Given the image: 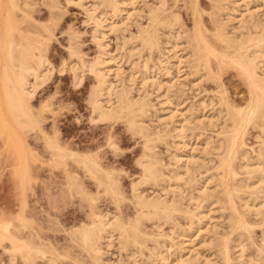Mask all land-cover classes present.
Wrapping results in <instances>:
<instances>
[{"label": "rangeland", "instance_id": "obj_1", "mask_svg": "<svg viewBox=\"0 0 264 264\" xmlns=\"http://www.w3.org/2000/svg\"><path fill=\"white\" fill-rule=\"evenodd\" d=\"M32 1L35 2L33 6L34 10H32L33 17L38 18V22H42L52 28L51 35L40 31L48 38V48L45 54L48 63L52 64V71L50 77H48L49 79L47 78V81L40 87L38 86L39 88L37 87L33 96L28 100V105L37 122V126L34 127L28 123L17 122V119L7 116L0 109V228L5 227L7 233H16L33 244L35 243L34 245L45 250L46 256L25 258L19 255L13 264H94L93 256L83 248L84 246L81 245V242H77L79 241L77 238V241L72 240L70 231L83 224L90 225L91 221L95 220L94 215L108 214L110 217L116 215L123 222H127L137 213V207L132 198L131 185L135 181H138L140 177L141 169L136 161L141 154L143 140L138 134H133L128 130L127 124L123 119L96 121L95 123L90 121L92 111L91 105L88 103V94L95 80L93 75L85 69L84 65L97 57V55L100 57L99 65L103 62V65H100L101 67L99 66L98 68L112 82V84L110 83L112 88L120 89L123 85L132 87V91L130 89L131 92H129L132 97L148 101L149 111H146L147 114L142 116V121L147 126L149 125L153 130H161L159 132L169 130L168 132L174 134L172 127L178 125L179 122H183L185 126L183 127L186 129L183 131V141H179L177 137L173 139L170 136V138L169 135L165 139V135V142L161 140L162 143H160L158 141L155 144L157 148L154 146L155 150H157L156 153L158 152L157 156H160L161 160L163 159V164L169 162L166 168L163 167L165 169L162 168L164 177H168L167 179L170 180H168L169 186H166L168 185L166 184V180H160V182H164L166 189L160 188L158 184L156 186L151 183H143L139 187V190L148 196H154L155 192H159L158 194H161L160 196L165 197L167 200L174 198L181 202L183 201L182 203L179 202L184 208L189 209L188 214L191 215L188 216L186 213L180 212L181 214L174 215V222H165L162 219L158 220V230L155 228L154 223L152 226L151 221L145 220V223L143 222V229L150 233L152 231L156 243L155 239L154 241L153 239H146L147 242L144 241L146 243L141 249L130 246L128 250L129 252L132 251L131 253L134 255L128 256V259L125 255L126 252L120 249L121 244L117 239L116 233L113 234V232L110 236L111 238L102 237L100 247L103 262L118 264V262L124 261V264H130L131 259L134 257L137 261L136 264H146L147 262L152 264L153 260L156 261L154 262L155 264H179L176 261L179 257L178 255H180L181 258L179 257L178 260L186 258L188 259L187 261L190 260L189 264H223L216 242L219 239H233L235 237L236 239L234 238L229 243V251L227 250L229 260L226 264H262V258H260L259 253L264 255L262 251L264 249V244L262 245L264 243V188H262L264 180L260 182L261 184H259L255 176L245 180L244 168L242 170L239 169L242 168L244 161H248L249 159L251 162L248 161V166L254 165L255 167L257 165L254 159L258 156L257 149L264 138V118L261 119L260 125L259 121L255 123L256 125H247L241 153H238L235 160V163L242 165L237 170L236 168L238 167L234 164L237 174H235L231 184L237 185L242 183L243 185L248 181L247 183L250 185V188L247 185V188L244 186V189L242 186L243 192L239 189L241 192H238L241 195L238 193V199H243L241 202L237 197L234 198L238 211L243 212L245 209L247 210V213L246 211L244 212L246 221L248 222V231L247 234H243L239 238L236 237V232L231 230V211L226 208L224 203L221 204L225 201L226 196H224L225 192L219 180L222 173L219 166H217V154L219 150L215 151V148H212V146H216L217 140H220L219 138L222 137V134L228 129L226 127L229 125L227 122L225 124L226 113L219 104V97L223 95L222 97L226 98L229 102L237 105L239 108H243L250 99V94H248L246 81L236 68L227 65L226 67L223 66L222 69L220 68V70L218 69L219 71L216 70L215 74H212L201 67L194 66V55H192V50L189 49L190 41L187 36L193 30V11L195 6H197L196 9L198 14H200L202 24L208 32L213 31V19L219 16L220 21L226 24V33L228 32L227 34L229 35L240 37L241 34L247 33L249 27H252L249 20L251 16H253L254 22L256 19H262L264 15V0H242L243 2L241 0L237 2L236 0L238 4L234 3V0H231L233 3L221 0L224 5L221 6L225 9L222 8V12L220 11L218 16L215 13V0H195V2L194 0H166V3L163 5L165 9L163 8L164 11L160 12L161 16L169 17V15L176 14L177 18L180 19H178L180 23L174 24L172 29H169L171 27L166 25H162L163 28L159 25L160 27L157 30L159 47L157 46L150 51L143 49L140 42L136 41L135 36L138 35L140 29L148 28L147 25L150 22L148 14L152 7L158 5L157 0H132V3H129V0H116L119 10H114L115 13L106 9L107 14H105V11H103L104 14H100L102 10H99V8L94 13L95 8H93L92 12L95 14L94 16L97 15L96 17H99V15H102L99 20H106L105 23L104 21L102 22V26L100 24L98 25L99 28L97 27L100 33L97 31L98 34L96 35L99 37H96L100 39V41L98 39L101 43L100 48L91 39L94 24L88 19L87 14H85L86 12L82 9L83 5H86L90 7L88 8L91 11V4L96 0H80L83 3L82 7L76 3L78 0H56L58 8L52 11L41 0ZM119 3L122 4L120 5ZM232 8L238 10V12H234ZM240 11L244 12V16H242L243 14ZM232 15L235 20L232 19ZM228 16L231 17L229 18ZM96 19L98 20V18ZM111 21L115 22L114 24L116 25H114L115 27L113 26V29L108 28L109 26L106 27L112 23ZM241 22L244 23L242 24ZM178 24L180 25L178 26ZM71 34L76 35L75 44L79 48L81 60L84 59V61L82 60L84 63L83 67L81 61L73 56L74 54L72 56L69 55L68 46L71 42ZM99 34H102V36ZM128 51L129 53L130 51L133 53L127 59L129 53L127 54L126 52ZM263 51L264 49L262 53ZM158 60L164 61L159 62ZM133 61L135 66L131 64ZM144 61L147 62L145 64L147 67H145L146 71L143 65H141ZM75 63L77 65L80 63V67L84 70L81 71L83 73L81 74L82 79L81 81L79 80L78 85H74L73 75L70 70V67ZM159 63L160 65H157ZM59 68L62 69V72L58 71ZM111 68L112 70H110ZM143 70L144 72H142ZM256 70L261 73L260 68H256ZM167 71L169 74L166 75ZM135 73L137 74L134 75ZM131 74L134 75L129 79L134 80L132 82L128 80ZM141 76L147 80L141 79ZM154 79L159 80H156L158 81L156 82ZM141 81L142 83L139 84ZM157 85H161L160 88ZM165 94L168 99L164 97ZM166 101L169 103L168 105ZM166 127L167 129H165ZM45 132L48 136L56 137L62 143L61 145L67 147L69 150L81 152L80 154L84 152H87L85 154L92 153L91 156L93 155V159L99 161L102 169L107 171L112 178L117 179L122 198L119 200L104 193L102 188L98 187V184L88 175L86 170L71 158H64L63 160L53 159L50 150L45 145L43 137V133ZM170 142H175L178 145H173ZM184 142H186L187 147ZM173 147H177V150L180 152ZM169 150L171 152L177 151L176 157L178 155L180 159L184 158L179 161L171 159L168 157V155L171 156L172 154ZM166 151L169 153L167 154ZM240 156L241 158L244 156L245 160H241ZM179 157L177 158L179 159ZM190 157L191 159L193 157V161ZM186 159H190L189 163L192 162L191 164L187 162L190 174L186 170H183L184 168L182 167ZM173 162L175 165L172 164ZM172 166L175 167V170L177 169L175 172L179 174V178L173 182L172 173L174 171L172 172V170H174V167L172 168ZM99 175L102 176V173L100 172ZM70 176H75L83 188H70ZM195 181L196 183H194ZM171 185L172 187L175 185L174 188L176 187L175 191L172 189L173 192L170 188H168L170 190L167 189ZM252 185L255 187H252ZM257 185L261 187L258 188ZM205 186L207 190H204L205 192L203 191L204 193L202 194V188L205 189ZM195 188L198 191L201 190L200 193ZM164 189L168 192H163ZM246 189L247 191L249 189V191L245 192ZM190 194L195 199H192L193 197L191 198L192 200L188 199ZM196 195L199 197L197 198ZM187 200H190V202ZM245 200L248 202H245ZM244 202L246 203L245 207L249 206L248 209L243 207ZM255 207L258 214L252 212L256 210ZM197 228L201 230L200 233ZM197 232L199 233L198 235ZM181 234L189 237L191 235L192 238L196 234V239H200L196 240L194 237L193 243L189 244L190 246L186 242L181 245L184 240L189 241L188 239H184L185 237L183 238ZM178 235H180L179 238L182 237V241L178 238ZM208 238L213 241L210 242ZM238 238L241 240V243H237ZM203 240L205 244L207 240L210 243L204 245ZM199 242H201L200 246H198ZM192 245L198 247L197 252L196 247L193 249ZM241 246L243 249H241ZM8 247L7 241L0 240V264H11L9 253L6 251ZM151 248H154V250H151ZM258 249H262L261 252ZM158 253H161L163 257ZM157 254L159 257H157ZM241 254L243 255L241 256ZM160 257L164 258L165 261L163 262ZM158 260L161 261L159 262ZM184 261L183 264L185 263Z\"/></svg>", "mask_w": 264, "mask_h": 264}, {"label": "bare ground", "instance_id": "obj_2", "mask_svg": "<svg viewBox=\"0 0 264 264\" xmlns=\"http://www.w3.org/2000/svg\"><path fill=\"white\" fill-rule=\"evenodd\" d=\"M41 1L44 4H46L51 11L53 9L58 8V3L56 0H41ZM69 1H71V0H69ZM81 1H83V0H81ZM81 1L78 0L76 3L82 7L83 3ZM126 1H128V0H126ZM126 1H125V3H127ZM157 1H158L157 2L158 5L154 6L152 8L150 7L151 8L150 13L148 12L149 13L148 19L150 21L149 25H147L148 28L140 29L138 35L135 36L136 41L138 40L140 42L141 46H143V49H147L148 51L155 49V47L158 46L157 41L159 38L157 35L158 34L157 30L160 26L166 25V26L171 27L169 29H172L174 24L177 25V23H180L179 22L180 19L177 18L178 16L176 14L169 15V17H162L160 12L164 11L163 5L166 3V0H157ZM215 1H216V12L215 13L218 16V13H220V11L222 12V8H224L222 6H224V5L221 2V0H219V2H218V0H215ZM227 1L230 2L231 0H226L225 2H227ZM128 2L132 3V0H129ZM194 2H195V0H194ZM194 2H193V4L196 5V3H194ZM231 2L233 3V1H231ZM235 2H236V0H234V3ZM237 2H239V1L237 0ZM34 4H35V2L32 0H0V109H2L3 113H6L7 116H9V117L11 116V117H14L15 119H17V122L28 123V124H31L35 127V126H37V122L33 116V113L30 109V106L28 105L29 104L28 100H29V98H31L33 96V93L36 91L37 87L38 86L40 87L45 81H47V78L50 77V74L52 71V64L50 65V63H48V60H47V57L45 54V51L48 48L47 47L48 46V40H47L48 38H46L44 33H42V32H46L49 35H51L52 34V32H51L52 28L46 26L42 22H38V20H37L38 18L36 19L33 17L32 10H34L33 9ZM117 4L118 3L116 0H96L91 4V7H92L91 11L89 9L90 8L89 6L83 5V7H82V9H84V11L86 12L85 14H87L88 19L94 24V29L91 32L92 33L91 39L97 43L99 48L101 47L100 46L101 43L99 42L100 39L97 38L99 36H97L96 34H98L97 31L100 33V31L98 30V28H99L98 25L101 24V26H102V22L104 20L103 21H102V19L99 20V18H101L100 16H102V15H99V17H96L97 15L94 16L95 15L94 13H96L97 8H99V10H102V12L98 11V12H100V14H104L103 11H105L106 9L107 10L109 9L108 11L111 10L113 12H114V10L117 11V10H119L117 8V7H119V6H117ZM245 5H246V2H245ZM220 6H221V8H220ZM196 7L197 6L194 7V11H193V15H194L193 30H192L191 34H189V36H187V37H189L188 40L190 41V44H189L190 48L189 49L192 50L191 51V52H193L192 55H194V61H193V62H195L194 66H196L198 68L201 67V68L207 70V72L212 73V74H215L216 70L219 71L220 68L222 69L223 66H225V67L227 65L232 66V67L236 68V70L242 75L243 79L246 81L247 89L249 91L248 94H250L249 95L250 99L248 98L249 100L243 108H241V107L239 108V107H237V105L229 102L226 98L222 97L223 95H221L219 97V101H220L219 104L222 106V108L225 110V113H226L225 124L229 123V125H228V127H226L228 129L224 132V134H222V137L220 136L221 137V138H219L220 140L216 139L218 141V143L216 142L217 143L216 146H212V148H215V151H218V150H219V152L221 151L220 153L218 152V154H217L218 155L217 156L218 157V165L216 164L217 166H219L220 170L222 171V173L220 175L221 178L219 179L221 184L220 183L219 184L223 186V189H224L223 191L226 194V195L224 194V196H226L225 201L222 202L224 200V198H223V200L221 201L222 202L221 204L224 203L226 208L231 211V219H232V222L230 221L231 222L230 226L232 228L231 230L236 232V234H235L236 237H239L243 234H247V231H248V227H247L248 222L246 221L245 212H244V211H246V213H247V210L245 209L243 212L238 211L236 208V205H235L234 198L237 197V199H238V197H239L238 193L241 192L240 190H242L241 187L243 186V189H244V186H246L245 188H247V185H249V183H247L248 181H246L245 184H243V185H242V183H239L237 185H235V184L232 185L231 181L235 177V174H237V170L239 169V167H241V165H242L240 163H235L236 162L235 160L238 156V153L242 149L241 146L244 143L243 137H244V133H245L247 125L251 126L258 121H259V125H260L261 119L264 118V71H263L264 69L262 70V68L264 67V61H263L264 51L262 53V50L264 49V29H263L264 15H263L261 20L256 19V21L254 22L253 21L254 18L252 19L253 16H251L252 15L251 14L252 12H251L250 13L251 17L249 18L251 23L249 21H248V23H250V25L252 27H249L246 34H241L240 37L239 36L237 37L235 35L227 34L228 32L226 33V29H225L226 24L223 21L222 22L220 21L219 16L213 19V23H214V27L212 29L213 31L208 32V30L202 24V21L200 19V14H198ZM93 8H95L94 11L92 10ZM121 9H120V11H121ZM232 10L234 12H236V11L238 12V10H236L234 8H232ZM246 10H248V9H246ZM243 11L242 12L240 11L243 14L242 16H244V12H245V11L244 12ZM105 14H107L106 11H105ZM228 17L230 18L231 16H228ZM96 18H98V20ZM259 18H261V17H259ZM232 19H234L233 15H232ZM100 21H101V23H100ZM105 21H104V23H105ZM111 22L112 23L107 25L106 27L109 26L108 28L113 29L115 22L114 23H113V21H111ZM120 22H121V20H120ZM241 23L243 24L244 22H241ZM179 25L180 24H178V26ZM119 26H120V24H119ZM162 28H163V26H162ZM254 28L258 29V30H255ZM40 31H42V32H40ZM99 35L102 36V34H99ZM75 37H76V35H74V34H71V36H70L71 42L68 46L69 55L72 56V54H74L73 56L77 57L78 60L81 61V65L83 67L84 59H82L83 61L81 60L82 57H81V55H79V52H80L79 48L75 44ZM172 38H173V36H172ZM98 39H99V41H98ZM174 45H176V44H174ZM174 45H173V47H174ZM174 49H175V47H174ZM148 51H146V52H148ZM126 53L128 54L129 51ZM131 53H133V52L130 51V53L127 56V59H128V57L131 56L130 55ZM99 58L100 57H98V55H97V57H95L93 60L89 61L87 64L84 65L86 67L85 69L88 70V72L93 75L94 80H95L93 85L91 86L90 92L88 94L89 95L88 103H89V105H91V111H92L91 116H90V121L95 123L96 121L100 122V121H106V120L108 121V120H115V119H123L125 121V123L127 124L128 130L130 132H132L133 134H138L143 140L142 151H141V154L136 161L137 165L141 169L140 177H139L138 181H135V183H132V185H131L132 198L134 200V204L137 207L136 215L132 219H130L129 221L123 222L122 219H120V217L118 218L116 215L115 216L112 215L113 217H110V216H108V214H102V215H96V216L93 214L95 220L94 221L92 220L93 222L91 221L90 225L89 224L88 225L83 224L82 226H79L78 228L72 229L70 231V235H71L72 240L73 239L76 240V238H77L79 241H77V240L76 241L79 243L81 242L82 243L81 245L84 246L83 248H85L93 256L92 258L94 260V264H107V263H104L102 258H101V254H102L101 251L102 250L100 247L101 246L100 240H102V237L103 238L104 237L105 238H111L110 237L111 234L113 232H114L113 234L116 233V236H118L117 239L119 240V242L121 244L120 249H123L126 252L125 255L128 259L129 257L134 255L133 253H131L132 251L129 252V250H128L130 246L131 247L132 246L138 247L141 249V247L147 242L146 239H148V240L153 239V241L155 239L152 231H151V233H152L151 234L149 231H148L149 232L148 233L145 229H143L144 228L143 222L145 220L151 221L152 226L154 223V225L156 226L155 228L157 229V226H159L158 220L162 219L165 222H168V221L172 222L174 215L176 216L180 212H182L184 214L186 213L188 216H191V215L188 214L189 209L184 208L182 206L181 203L183 201L181 202L180 200H178V199L176 200L174 198L172 200H169V199L167 200L165 197H161L160 196L161 194L160 195L158 194L159 192H155L156 194L154 196H148L139 190V187L143 183H147V184L151 183L152 185L158 184L160 186V188H165L164 182L162 183V181L160 182V180H163V181L166 180V184H168L166 186H169V182H168L169 179H167L168 177H164V173H162L163 172L162 168L163 167L166 168L169 162L166 164H163V162H162L163 159L161 160V158H159L160 156H157L158 152L156 153L157 150H155V147H156L155 144H156V142L158 143V141H160V143H162L161 140L163 142H165L164 141L165 135H166L165 139H167L168 138L167 135H169V137L171 136L173 139L177 137L179 139V141L180 140L183 141V139H184L183 138V134H184L183 131L186 130V129H184L185 126L183 125V122H179L178 125H174L172 127V131L174 132V134H171V132H168L169 130L168 131L164 130V132H159L161 130H159V131H157V129L153 130L152 128H150L149 125H148L149 126L148 127L147 124H145L142 121V119H143L142 116L147 114L146 111H149L148 110V108H149L148 101L141 99V98L132 97L130 95L131 93H129L132 91V89H131L132 87L130 88V87H126L123 85L120 89L112 88V85H111L112 82H110V80L107 79V76L106 75L104 76L105 73L102 72L100 68H98L100 65H103V62H101L102 64L99 65V62H100ZM158 61L161 62L162 60H158ZM144 62L141 65H143V67L146 71L147 67L145 64H147L148 60H147V62H145V63ZM131 64L134 65V61ZM81 65H80V63H79V65H77L75 63L70 67V70H71L72 75H73L74 85H78V82H80L82 79L81 74H83V73L81 71L83 69H82V67H80ZM157 65H160V63ZM172 66H174V65H172ZM261 66H263V67H261ZM61 68L58 69L59 72L60 71L62 72L63 68L62 69ZM160 68H161V66H160ZM256 68H258V69L260 68L261 73L257 72ZM118 69L120 70V68H118ZM110 70H112V68ZM150 70H151V68H150ZM142 72H144V70ZM142 72H140V73H142ZM136 74L137 73H135L134 75H136ZM143 74H145V73H143ZM143 74H142V76H143ZM165 74L166 75L169 74L168 71ZM132 75L133 74H131V76L128 77V80L130 79V77H132ZM142 76L140 78L145 80L146 78L145 77L142 78ZM133 79H134V77H133ZM144 80H143V82H145ZM156 80H159V79H156ZM129 81L132 82L134 80H129ZM150 82H152V81H150ZM156 82H158V81H156ZM141 83H142V81L139 84H141ZM157 86H159V85H157ZM160 86L158 88H160ZM130 89H131V91H130ZM164 97L167 98L166 94L164 95ZM166 104L168 105L169 103L166 101ZM2 110H1V112H2ZM174 110H172V111H174ZM3 117H4V115H3ZM165 129H167V127ZM43 137L45 139V145L47 146V149L50 150V153H51V156L53 159L63 160L64 158H67V159L71 158L72 160H74V162L81 165L86 170L88 175L98 184L99 188L100 187L102 188V191H104V193H106L107 195H111L112 197H115L119 200L122 198V196H121L122 193L120 192L119 183H118V181H116L117 179L115 180L114 178H112V176H110V174L107 171L102 169V167L99 164V161H96L95 159H93V157H92L93 155L91 156L92 153L91 154H85L87 152H84L83 154H80L81 152L78 153V152H74L72 150H69L67 147L61 145L62 143L56 137L51 136V135L48 136L46 134V132L43 133ZM184 137H185V135H184ZM170 143L173 145H178L175 142H173V143L170 142ZM184 144L186 146V142H184ZM214 145H215V143H214ZM173 148H176V150H177V147H173ZM176 152L172 151L171 152L172 154L170 153L171 156L168 155V157H170L171 159L173 158V160H175V161L176 160L177 161L182 160V158H184V157H182L180 159V157L177 155V157H179V159H178L176 157ZM178 152H180V151H178ZM168 153L169 152H167V154ZM257 153H258V156L256 157L257 159L256 158L254 159V160H256V164H257V165H255V167H254V165L248 166V161L250 159L248 161H246L244 159L245 155L243 156V158H241V156H240L241 160L244 159L245 161L243 163L242 168H240L239 170H242L244 168L243 171H244L245 177L244 176L243 177L245 178V180L251 179L255 176V178L258 180L259 184H261L260 182H263V180H264V138L261 140L260 146L257 149ZM159 154H160V152H159ZM186 158H189V157H186ZM190 159H191V157H190ZM190 159H186V162L182 166L184 168L183 170H186V172L188 174H190V172H188L189 166H187V164L189 163L188 161ZM191 160L193 161V157ZM194 161H195V159H194ZM174 162L172 164H174ZM249 162H251V161H249ZM191 163H189V164H191ZM234 164H236V166L238 167V168H236L237 170L235 169ZM238 164H240V165H238ZM249 165H251V164H249ZM169 167H170V165H169ZM173 167L174 166H172V168ZM165 168H163V169H165ZM196 168H197V166H196ZM176 170L174 167V170H172V172L174 171L172 173L173 176L169 173L173 177L172 182L179 178V176H178L179 174H177V172H175ZM100 172L102 173V176H100L101 174L99 175ZM181 175L183 176V174H181ZM181 175H180V177H181ZM69 179L71 180L69 182L70 188L74 189V187H79L81 189L82 185L77 180V178L75 176H70ZM170 179H172V178H170ZM159 182L161 185L159 184ZM258 182H256V183L258 184ZM194 183H196V181ZM163 185H164V187H163ZM196 185H198V184H196ZM174 186L175 185H173V187H172V185H171L170 187H167V189L170 188L171 190L172 189L174 190V189H176V187L174 188ZM191 186H189V187H191ZM255 186H256V184H255ZM255 186L252 185V187H255ZM257 186H258V188L261 187V186L259 187V185H257ZM197 187H199V186H197ZM252 187H251V189H252ZM248 188H250V185L248 186ZM258 188H256V189H258ZM262 188H264V186ZM165 189L163 192L166 193L167 190L165 191ZM170 189H168V190H170ZM202 189L203 190L202 191L200 190V191L203 194L205 192L204 190H207L206 186H205V189L204 188H202ZM162 190H161V192H162ZM173 190H172V192H173ZM196 190L198 191V189H196ZM200 191H198V193H200ZM248 191H249V189H248ZM248 191L246 189L245 192H248ZM179 192H180V190H179ZM242 192H243V190H242ZM245 194L247 195V193H245ZM199 196H200V194H199ZM199 196H197V198ZM192 197L193 196L190 194L188 199H190V200L195 199L194 197L193 198ZM204 197H205V195H204ZM202 198H203V195H202ZM190 200H187V201L190 202ZM242 200L243 199H241L239 201L241 202ZM246 201L247 200H245V202ZM253 201H254V199H253ZM245 202H244V206L242 205L243 207H245V204H246ZM248 207H245V208L248 209ZM250 209H251V207H250ZM255 209H254L255 211H252V212H256L257 208L255 207ZM258 211H260V210H258ZM248 214H249V212H248ZM255 214H258V213L256 212ZM93 215H92V217H93ZM197 229H199V228H197ZM195 231H197V230H195ZM198 231L200 233L201 230L199 229ZM172 233L175 235V233L173 231H172ZM199 233L197 232V235ZM181 235L183 236V234H181ZM194 235H196V234H194ZM194 235H193V238L191 237V235H190L191 238L187 235H184L183 238L185 237L184 239H188L190 242L189 241L187 242L184 240V242H182L181 245L183 243L185 244V242L189 245L192 241H194L193 240L194 237L196 239L197 235L196 236H194ZM244 236H246V235H244ZM179 237H180V235H178V238ZM200 237H201V235H200ZM181 238H179V239L182 241ZM239 238L237 240L238 241L237 243H241L240 242L241 240H239ZM199 239H196V240H199ZM233 239H224V240L219 239L216 242V245L218 247L217 249L220 251V254H221L220 256L223 260L222 261L223 264L228 263L229 256H228L227 250L229 251V243L232 242L231 240H233ZM0 240H5L9 244V247L6 249V251L9 253L11 264H13L14 260L19 255L24 256L25 258H29V257H33V256H41V257L46 256L45 250H42L40 247L34 245L35 243L33 244L29 240H26V239L18 236L16 233H7L5 230V227L0 228ZM170 240H173V239H170ZM260 240H262V239H260ZM144 241H146V242L144 243ZM209 241L212 242L213 240L211 241V239H209ZM209 241L207 240L206 242L210 243ZM107 242L109 243V241H107ZM155 243H156V239H155ZM200 243L201 242H199L198 246H200ZM207 243L205 244V241H204L203 244L207 245ZM235 243H236V241H235ZM263 244L264 243H262V245ZM204 245H203V247H204ZM240 245H242V244H240ZM192 246H191V248H192ZM211 246H212V244H211ZM195 247L196 246L194 245L193 249ZM191 248L189 247V249H191ZM197 248L198 247H196V252H197ZM170 249H171V247H170ZM183 249H185V248L183 247ZM241 249H243V247ZM244 249H245V246H244ZM151 250H154V248L153 249L151 248ZM168 250H169V247H168ZM261 250L262 249H260L259 252H261ZM191 251H193V250H191ZM262 251L264 252V249ZM158 254H157V257H159V255L162 256L161 253L159 255ZM242 255L243 254H241V256ZM259 255H260V258H262L261 259L262 261L260 260L261 263L264 264V255H262L261 253H259ZM54 256H56V255H54ZM178 256L180 257V255H178ZM162 257H160V258L164 262L165 259ZM179 257H178V259H179ZM149 258H148V260L150 261L151 258L150 259ZM135 259L133 257V259H131L130 264H136L137 261ZM178 259H177V261L175 259V261L179 262V264H180V262H182L181 264H183L184 259H185L184 264H189L188 262L190 261V260L187 261L188 259H186V258H184V259L182 258L183 260L182 259L178 260ZM161 260H158V261L160 262ZM192 260H193V258H192ZM154 262H156V261L153 260L152 264H155ZM191 262H193V261H191ZM118 264H124V261L118 262ZM138 264H140V263H138ZM146 264H149V262H147ZM175 264H178V263H175Z\"/></svg>", "mask_w": 264, "mask_h": 264}]
</instances>
